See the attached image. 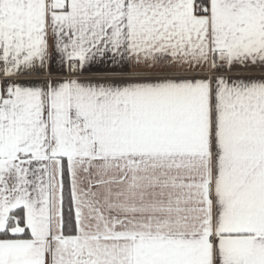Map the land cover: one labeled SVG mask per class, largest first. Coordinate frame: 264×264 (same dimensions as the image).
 I'll use <instances>...</instances> for the list:
<instances>
[{"label":"snow or ice","instance_id":"snow-or-ice-1","mask_svg":"<svg viewBox=\"0 0 264 264\" xmlns=\"http://www.w3.org/2000/svg\"><path fill=\"white\" fill-rule=\"evenodd\" d=\"M0 264H264V0H0Z\"/></svg>","mask_w":264,"mask_h":264}]
</instances>
